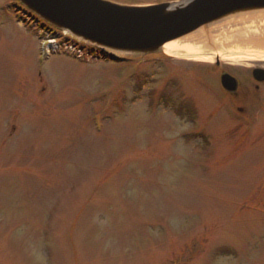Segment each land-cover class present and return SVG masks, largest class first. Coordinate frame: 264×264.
Here are the masks:
<instances>
[{
	"label": "rangeland",
	"instance_id": "374dc122",
	"mask_svg": "<svg viewBox=\"0 0 264 264\" xmlns=\"http://www.w3.org/2000/svg\"><path fill=\"white\" fill-rule=\"evenodd\" d=\"M14 5L0 0V264H264V86L248 81L264 58L246 54L264 40L106 61Z\"/></svg>",
	"mask_w": 264,
	"mask_h": 264
},
{
	"label": "water",
	"instance_id": "95a60500",
	"mask_svg": "<svg viewBox=\"0 0 264 264\" xmlns=\"http://www.w3.org/2000/svg\"><path fill=\"white\" fill-rule=\"evenodd\" d=\"M44 21L104 50L153 53L173 39L231 15L264 12V0H184L146 6L106 0H19ZM254 78L264 71L255 68ZM220 83L235 92L237 80L227 72Z\"/></svg>",
	"mask_w": 264,
	"mask_h": 264
},
{
	"label": "bare ground",
	"instance_id": "6f19581e",
	"mask_svg": "<svg viewBox=\"0 0 264 264\" xmlns=\"http://www.w3.org/2000/svg\"><path fill=\"white\" fill-rule=\"evenodd\" d=\"M254 38L264 40L263 14L258 17L255 14H247L223 18L204 25L189 34L166 42L161 46V49L164 53L173 57L207 60L212 59L213 56L211 55H216V50L219 51L226 47L230 41ZM256 41L259 42V40ZM252 42L254 43L255 41L252 40ZM109 51L112 54L120 53L113 50ZM246 54L252 57L264 58V50Z\"/></svg>",
	"mask_w": 264,
	"mask_h": 264
},
{
	"label": "flooded vegetation",
	"instance_id": "af4514ba",
	"mask_svg": "<svg viewBox=\"0 0 264 264\" xmlns=\"http://www.w3.org/2000/svg\"><path fill=\"white\" fill-rule=\"evenodd\" d=\"M110 1L117 2V3H122V4L147 5V4H155V3L164 2V1H171V0H155L154 2H150L149 0H110ZM249 77H250V85L253 84V89L254 90H252V92L253 93L254 92L256 93V91L259 92V90L261 89V86L262 85L264 86V82H257L256 80H254L252 78L251 71H250V76ZM253 81L256 82V83H254ZM252 92L250 90H246V91L242 92L239 89V85H238L237 90L235 92L231 93L230 97H233L234 99H236V98L239 99L240 98V100L244 102V100L246 98H248L250 96V94H252ZM238 110H242V108L238 107Z\"/></svg>",
	"mask_w": 264,
	"mask_h": 264
},
{
	"label": "trees",
	"instance_id": "16d2710c",
	"mask_svg": "<svg viewBox=\"0 0 264 264\" xmlns=\"http://www.w3.org/2000/svg\"><path fill=\"white\" fill-rule=\"evenodd\" d=\"M16 4V3H15ZM18 7H20V9H22L24 12L26 11L22 6H20V5H18V4H16ZM26 14H28V15H31L32 16V14H30L28 11H26L25 12ZM37 22H40L41 20H39L37 17H33ZM41 25H45L46 27L48 26V31L56 38V39H59V40H61V39H64L66 42L68 41V42H71V43H76L75 41H73V40H71L70 38H67V37H65L63 34H62V32H61V30H59V29H57V28H55V27H53V26H50V25H48V24H46V23H44V22H41ZM50 27V28H49ZM83 47V46H82ZM88 51H94L96 54H99V55H101V54H103L104 55V53L103 52H101L100 50H97V49H94V48H91V47H85ZM188 110H184V113H186V114H188Z\"/></svg>",
	"mask_w": 264,
	"mask_h": 264
}]
</instances>
